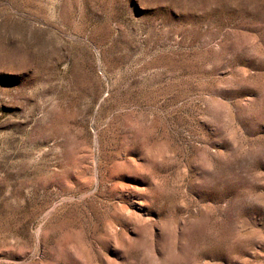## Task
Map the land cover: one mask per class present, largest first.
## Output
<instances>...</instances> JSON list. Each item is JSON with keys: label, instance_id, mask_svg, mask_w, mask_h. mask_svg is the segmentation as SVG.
Returning <instances> with one entry per match:
<instances>
[{"label": "rangeland", "instance_id": "1", "mask_svg": "<svg viewBox=\"0 0 264 264\" xmlns=\"http://www.w3.org/2000/svg\"><path fill=\"white\" fill-rule=\"evenodd\" d=\"M0 264H264V0H0Z\"/></svg>", "mask_w": 264, "mask_h": 264}]
</instances>
